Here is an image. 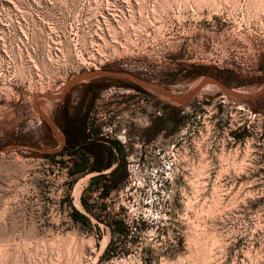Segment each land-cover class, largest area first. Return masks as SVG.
Returning <instances> with one entry per match:
<instances>
[{
    "label": "rangeland",
    "instance_id": "1",
    "mask_svg": "<svg viewBox=\"0 0 264 264\" xmlns=\"http://www.w3.org/2000/svg\"><path fill=\"white\" fill-rule=\"evenodd\" d=\"M90 112L105 196L61 152ZM0 264H264V0H0Z\"/></svg>",
    "mask_w": 264,
    "mask_h": 264
},
{
    "label": "trees",
    "instance_id": "2",
    "mask_svg": "<svg viewBox=\"0 0 264 264\" xmlns=\"http://www.w3.org/2000/svg\"><path fill=\"white\" fill-rule=\"evenodd\" d=\"M206 72V68L200 67L197 70V73ZM160 118V117H159ZM166 122V125L172 128L177 121L180 120L178 113L175 110H169L165 113V119H162ZM74 132L72 133V137L68 139L70 144L68 147L61 152H65L68 148L69 152L75 151V147L80 146L84 149V155H82L78 159H74L72 167L69 168L68 172L70 174L76 175L82 173L85 169L88 168L89 171L100 170L111 166L112 162L117 161L116 165L112 167L108 172H99L90 177L89 186L94 185L95 187L100 189V195L105 196L110 191L118 188L124 181L126 176V157L124 153V149L122 145L115 139L108 140V143H104L100 139H92L88 141L85 137L80 136V133L84 132L85 122L80 121L77 125L74 126ZM72 139V140H71ZM69 143V142H68ZM101 151H104L106 154L105 161L104 157L101 154ZM86 153L92 155V161L88 163V158ZM105 164L104 167H102ZM81 203L84 207L90 211L91 205H89L83 195L80 196ZM72 215L74 219L81 220L84 223H89L90 219L88 215L79 211L77 208L72 210ZM115 223L117 225L118 233H122L126 225L122 219H115ZM113 234V231H112Z\"/></svg>",
    "mask_w": 264,
    "mask_h": 264
},
{
    "label": "built area",
    "instance_id": "3",
    "mask_svg": "<svg viewBox=\"0 0 264 264\" xmlns=\"http://www.w3.org/2000/svg\"><path fill=\"white\" fill-rule=\"evenodd\" d=\"M119 106L122 108V107H125L126 109H128L129 107L132 106L131 103H129L128 100L126 101H120L118 102ZM113 112L112 110V107H109L108 110L106 112H103L102 115H105V116H110L111 113ZM92 114H94L93 112H90L88 118H87V121H86V125H85V129H86V133L88 134V139L89 140H92V139H100L102 141H107L111 139V137L107 136L104 134V132H102V127L100 125H98L97 123H93L92 124ZM96 114H98V111L96 112ZM253 116L255 118H258L259 115L254 113ZM107 119V117H104ZM122 141V140H121ZM78 147V146H77ZM76 151V150H75ZM70 155H75L74 151L73 152H70ZM86 156L88 158V163H90L92 161V155L89 154V153H86ZM75 159H78L77 157ZM74 161V159H73ZM73 161H72V164H73Z\"/></svg>",
    "mask_w": 264,
    "mask_h": 264
},
{
    "label": "crops",
    "instance_id": "4",
    "mask_svg": "<svg viewBox=\"0 0 264 264\" xmlns=\"http://www.w3.org/2000/svg\"><path fill=\"white\" fill-rule=\"evenodd\" d=\"M83 82H85V83H87L88 84V86H89V89H90V91L92 92V91H96L97 90V88H101L104 84L102 83V81H101V79H99L98 77H97V75H94L93 77H92V75L91 76H89V77H87L86 79L85 78H80ZM66 91V90H65ZM62 101V103L64 104V106L67 104V101H64L63 102V100H61ZM80 136H83V137H85L86 138V140L88 141V134L86 133V131L84 130V132H82V133H80ZM72 140V139H71ZM104 143H107V144H110V143H108L107 141H103ZM122 145V147H123V149H124V145L123 144H121ZM101 154L103 155V157H104V161H105V158H106V154H105V152L104 151H101ZM116 163H117V161H114V162H112V164H111V166H109V167H107V168H104V169H100V170H93V171H89L88 170V168L87 169H85L82 173H84V176L83 177H86V179L88 180V181H90V177L92 176V175H94V174H97V173H99V172H108V170H110L112 167H114L115 165H116ZM105 166V164L102 166V167H104ZM88 184V183H87ZM97 188V187H96ZM84 198V197H83ZM85 199V198H84ZM85 201L87 202V200L85 199ZM83 205V204H82ZM84 206V205H83Z\"/></svg>",
    "mask_w": 264,
    "mask_h": 264
},
{
    "label": "bare ground",
    "instance_id": "5",
    "mask_svg": "<svg viewBox=\"0 0 264 264\" xmlns=\"http://www.w3.org/2000/svg\"><path fill=\"white\" fill-rule=\"evenodd\" d=\"M80 182H77L76 183V185H75V188H74V194H75V196H76V199L79 201V194H80V189H81V187H80ZM79 204V203H78Z\"/></svg>",
    "mask_w": 264,
    "mask_h": 264
},
{
    "label": "water",
    "instance_id": "6",
    "mask_svg": "<svg viewBox=\"0 0 264 264\" xmlns=\"http://www.w3.org/2000/svg\"><path fill=\"white\" fill-rule=\"evenodd\" d=\"M209 78L214 79V77H209ZM143 83H144V84H147L148 82L144 81ZM150 84H151V83H150Z\"/></svg>",
    "mask_w": 264,
    "mask_h": 264
}]
</instances>
